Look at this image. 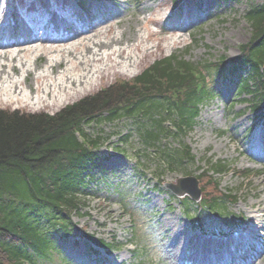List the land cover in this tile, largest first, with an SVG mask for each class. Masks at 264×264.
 Instances as JSON below:
<instances>
[{
  "label": "rangeland",
  "instance_id": "1",
  "mask_svg": "<svg viewBox=\"0 0 264 264\" xmlns=\"http://www.w3.org/2000/svg\"><path fill=\"white\" fill-rule=\"evenodd\" d=\"M33 1L0 0V14L8 2L17 9L15 18L8 13L0 20V44L24 41L29 37L24 35L19 15L25 16L21 5ZM85 1V8L82 9L76 0H40L32 8L33 18L40 20L43 15L47 20L57 13L58 16L50 21V33L63 32L61 38H66L73 29L82 33L108 21L114 31H120L122 28L116 25L117 20H124L127 34L129 22L135 23L138 15L141 20L145 17L156 18L155 22L147 25V29L142 30L144 33L148 30L156 33L155 39L150 42L156 46L153 55L141 59L132 72L110 75L98 81L95 88L61 107L29 109L1 104L0 108L20 110L21 113L54 114L87 95L118 83V80L138 75L155 60L171 54H182L193 62L205 59L214 61L220 56L231 59L239 54V45L251 35V26L245 14L252 6L264 2L187 0L179 11H174L172 0ZM57 2L68 9L62 8L63 11H60L55 7ZM63 16L69 22L73 19L76 22L69 25ZM25 27L30 32L31 25L25 24ZM11 28H16V32L14 34L13 31V36L9 37ZM44 63L45 57L37 61L39 67ZM236 87L234 81L217 84V96L201 105L192 130L185 136H162L157 146L145 143L140 134V130L145 126L149 128L151 124L144 116L85 124L87 135L101 138L102 143L96 149L99 164L89 171L92 180L80 194L84 205L81 212L72 217L74 236L64 243L66 255L81 264H202L201 258L197 257L200 252L209 260L204 264H242L243 254L253 255L254 251L257 255L262 253L264 263L262 231L259 240L244 238L250 245L248 250L244 247L231 248L232 254L228 256L225 253L227 245L220 247L219 241L223 242L224 239L213 237V234L232 231H236L238 236L247 232L250 203L257 201L254 192L260 188V180L264 179V123L249 107L250 103L238 94ZM254 140H257V145ZM183 143L190 147L194 160L178 168H168L157 147L175 148ZM220 161L227 164L228 170L222 177H217V192L233 196L234 201L226 205L228 212L234 218L243 217L246 222L234 229L231 222L204 215L206 231L203 233L195 229L187 217L189 214L182 199L169 195L162 184L186 175L198 177L203 171L210 170L212 163ZM204 179L201 180L202 186ZM189 207L191 214L197 212L194 204ZM86 233L114 242L116 247L110 254L102 250L100 253H89L83 239ZM201 242H208L205 249L201 248ZM173 254L175 257L171 258Z\"/></svg>",
  "mask_w": 264,
  "mask_h": 264
},
{
  "label": "trees",
  "instance_id": "2",
  "mask_svg": "<svg viewBox=\"0 0 264 264\" xmlns=\"http://www.w3.org/2000/svg\"><path fill=\"white\" fill-rule=\"evenodd\" d=\"M245 18L251 35L231 60L195 63L174 54L53 115L0 109V264H81L66 255L63 244L74 236L72 217L81 212L80 194L98 162L101 140L87 136L85 123L145 116L152 124L140 133L156 145L163 135L187 134L200 106L216 96L215 85L228 80L236 82L239 95L251 96L264 117V3L251 7ZM160 151L171 168L193 160L187 145ZM212 167L214 174L227 170L223 162ZM204 180L199 214L225 212L231 196L217 192L213 176ZM83 237L90 253L114 247L88 233Z\"/></svg>",
  "mask_w": 264,
  "mask_h": 264
},
{
  "label": "bare ground",
  "instance_id": "3",
  "mask_svg": "<svg viewBox=\"0 0 264 264\" xmlns=\"http://www.w3.org/2000/svg\"><path fill=\"white\" fill-rule=\"evenodd\" d=\"M39 1L21 5L25 14V20L21 19L23 32L29 37L24 41H5L0 44V105L29 109L61 107L69 100L95 88L98 81L117 72H128L139 66L141 59L154 53L156 46L150 42L155 39L156 33L150 30L144 33L142 30L147 29V25L155 22L156 18L145 17L141 20L138 15L135 23L129 22L127 34L124 20H117L115 23L122 28L120 31H114L113 25L108 21L82 33L73 29L66 38H61L63 32H48L50 21L58 16L57 13L47 19V31L41 32L39 28L32 32L26 30V23L40 24L32 14L33 6ZM6 4V9L1 11L0 20L8 13L11 18L16 17V6L10 2ZM61 4L57 2L55 7L60 11H63L62 8L68 9ZM49 11L52 12L51 9ZM63 18L69 25L76 22V19L69 22L67 17ZM1 29L2 27L0 31ZM12 34L11 28L9 37ZM41 57H45V63L39 67L37 61ZM259 185L260 188L254 192L258 199L250 203V226L247 233L241 234L232 243H226L227 255L231 248L239 244L240 239L259 238L260 231L264 233V179L260 180ZM207 243L201 242V248L205 249ZM262 256V253L257 255L254 251L253 255L245 254L242 264H264ZM170 257L174 258L175 254ZM197 257L201 258L202 264L209 261L200 252Z\"/></svg>",
  "mask_w": 264,
  "mask_h": 264
},
{
  "label": "water",
  "instance_id": "4",
  "mask_svg": "<svg viewBox=\"0 0 264 264\" xmlns=\"http://www.w3.org/2000/svg\"><path fill=\"white\" fill-rule=\"evenodd\" d=\"M166 186L177 196L183 197L188 195L196 201L200 200L201 191L196 177L188 176L180 178L177 180V184L166 183Z\"/></svg>",
  "mask_w": 264,
  "mask_h": 264
}]
</instances>
